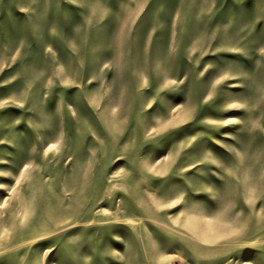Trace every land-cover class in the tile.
Wrapping results in <instances>:
<instances>
[{"label":"rangeland","instance_id":"374dc122","mask_svg":"<svg viewBox=\"0 0 264 264\" xmlns=\"http://www.w3.org/2000/svg\"><path fill=\"white\" fill-rule=\"evenodd\" d=\"M0 264H264V0H0Z\"/></svg>","mask_w":264,"mask_h":264}]
</instances>
